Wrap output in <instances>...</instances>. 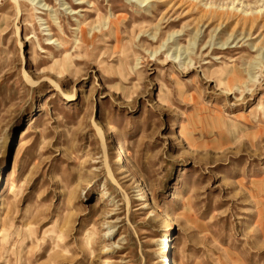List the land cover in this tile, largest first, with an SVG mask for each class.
<instances>
[{"label":"rangeland","instance_id":"374dc122","mask_svg":"<svg viewBox=\"0 0 264 264\" xmlns=\"http://www.w3.org/2000/svg\"><path fill=\"white\" fill-rule=\"evenodd\" d=\"M142 1L0 0V264H264V0Z\"/></svg>","mask_w":264,"mask_h":264},{"label":"bare ground","instance_id":"6f19581e","mask_svg":"<svg viewBox=\"0 0 264 264\" xmlns=\"http://www.w3.org/2000/svg\"><path fill=\"white\" fill-rule=\"evenodd\" d=\"M15 2H17L18 0H14ZM139 1V0H138ZM141 2L142 3H145V2H143L142 0H141ZM208 11H209V9L207 10V13H208ZM210 12V11H209ZM213 13L212 14H216V15H214V16H212V17H209L204 23H203V25L206 23V22H209L211 19H213L215 16H218L219 17V19H218V25H217V27L220 25L221 27L225 24L224 23V21H223V17H220L219 15H217L218 13H221L222 11L220 10V11H218V10H214V11H212ZM207 13H206V15L204 16L205 18L207 17ZM245 16V25H249V30H251L254 26H256V24L258 23V21H259V18H260V14H256V16H254V17H250V16H248V15H244ZM203 20H204V18H203ZM200 21H201V19H200ZM239 23V22H238ZM238 23L235 25V26H237L238 25ZM243 23V22H242ZM243 25L244 24H242V27H243ZM259 25V24H258ZM240 26V25H239ZM238 26V27H239ZM113 27H114V21L113 22H111L110 23V26H109V28H108V30H113ZM241 27V26H240ZM197 32H199V29H197ZM231 36H233V34L231 35ZM85 40V42L86 41H88V38H87V36L85 35V38H84ZM64 70H66V68H63L62 67V71H64ZM29 80V79H28ZM72 95H70L69 97H71ZM72 98V97H71ZM73 99V98H72ZM95 123V122H94ZM99 124V123H98ZM98 124H97V127H98V129H99V126H98ZM95 125H96V123H95ZM23 144V143H22ZM170 239H167V240H165L164 241V244L162 245V250H161V252H160V255H161V259H160V261H167V263L168 264H171L172 263V260L170 259V255H168L169 254V251H170Z\"/></svg>","mask_w":264,"mask_h":264},{"label":"built area","instance_id":"2783aa9c","mask_svg":"<svg viewBox=\"0 0 264 264\" xmlns=\"http://www.w3.org/2000/svg\"><path fill=\"white\" fill-rule=\"evenodd\" d=\"M169 263V262H168Z\"/></svg>","mask_w":264,"mask_h":264}]
</instances>
